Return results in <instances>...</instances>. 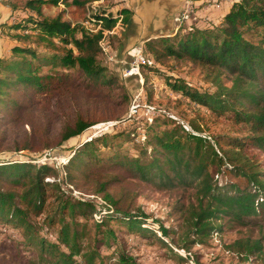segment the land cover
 <instances>
[{"label":"trees","instance_id":"1","mask_svg":"<svg viewBox=\"0 0 264 264\" xmlns=\"http://www.w3.org/2000/svg\"><path fill=\"white\" fill-rule=\"evenodd\" d=\"M13 2L5 4L14 12L22 6L28 16L10 28L17 32L30 27L37 34H18L21 44L0 58V150L9 143L14 152L42 153L113 120L116 112L107 116L105 101L115 79L100 62V43L120 17V24L128 25L132 12L117 7L98 12L92 6L109 0ZM61 4L67 14L47 16L46 9ZM99 25L98 31H91ZM189 31L148 40L147 51L160 65L184 62L200 70L213 92H202L183 80L168 85L227 124L231 133L202 136L196 126L183 133L180 125L163 119L148 125L146 138L133 144L134 154L128 156L123 146L134 142L132 132L76 146L66 164L68 182L108 205L101 212L105 220L94 222V232L79 218L93 219L95 205L66 196L57 181H46L54 168L28 162L0 165V222L23 231L25 242L36 249L38 263L77 264L79 257L85 264H110L111 258L102 256L99 248L115 243L112 223L130 235L155 236L145 226L148 217L141 206L136 207V183L161 193H182V198L190 194L196 200L197 208L179 209L183 248L190 249L193 242L205 244L224 228H238L243 232L228 249L264 264V0H236L215 28ZM52 107L61 123L55 138L51 119L37 114ZM227 176L236 181L223 180ZM36 218H43L47 232L54 231L55 242L39 235ZM160 229L167 237L176 233ZM116 264H133V258L123 251Z\"/></svg>","mask_w":264,"mask_h":264},{"label":"rangeland","instance_id":"2","mask_svg":"<svg viewBox=\"0 0 264 264\" xmlns=\"http://www.w3.org/2000/svg\"><path fill=\"white\" fill-rule=\"evenodd\" d=\"M227 1V6H229L230 1ZM8 2H13V0H0V56L2 57L10 56L11 48L21 44L16 37L18 33L10 28V25L13 24L11 19L16 13L5 4ZM92 6L101 12L111 10L117 5L109 0V3L98 2ZM20 8L18 13L25 12L22 11L24 8ZM199 9L201 8L193 6L192 13H196ZM61 12H65V14L68 12L62 4L46 9L47 16L52 18ZM184 12L185 9L180 13L179 19L183 17ZM23 14L26 16V13ZM65 18L69 20L68 15ZM222 20L216 17L206 18L200 28L196 27L197 22H194L184 32H190L189 30L192 28L194 30L213 29ZM84 25L89 28L87 23ZM27 29L33 32L30 35L37 33L30 27ZM100 46L102 48L100 62L107 69V75L115 79V86L109 94L110 99L105 101V106L109 108L106 109L109 111L107 116H112L111 113L116 112L112 116L115 118L91 127L81 138H74L61 147L48 149L42 153L14 152L13 146L9 143H6L0 150V165L28 162L54 168L56 172L46 181H57L61 185V192L66 196L95 205L96 211L93 214V219L88 221L85 216L79 218V221L89 226L92 232H94V222L105 220L101 212H105L108 205L102 197L85 192L84 187L77 189L68 182L66 164L74 156L76 146L108 135H124L125 132H132L135 133V143L130 141L123 146V154L128 156L134 154L133 144H138L146 138L145 131L148 125L163 119L172 120L175 126L180 125L183 128V133L195 131L193 126L200 128L199 133L202 136L213 137L217 134L231 133L227 124L214 119L209 112L196 107L182 95L174 93L168 85L176 80H183L189 86L202 92H213L214 87L205 80L204 74L191 64L174 61L164 66L158 64L147 51L146 41L131 32L129 24L118 23L113 32H106ZM150 60H153L155 65L149 66L146 63ZM150 68L155 69L150 71ZM37 99L41 100L42 98L38 97ZM96 102L99 106L103 105L102 100ZM54 112V107L50 111L44 112L43 109L37 111L41 117L51 119L50 127L53 138L58 136L61 129V123L54 118ZM223 180L236 181L228 176ZM132 184L134 189H140L136 207L141 206L142 212L148 217V223L145 226L150 228L155 236L150 233H147V237L130 235L124 227L112 223L111 226H113L116 236L115 243L99 248V253L102 256L111 258L110 264H116L123 251L128 258H133V264H261L255 257L246 259L228 249V246L239 238V233L243 232L238 231V228H224L222 233L214 234L206 240L205 244L193 242L190 249L183 248V244L178 238L183 229V218L179 209L181 207H185L183 210L197 208L196 200L190 194H186L182 198V193H161L151 187L141 188L136 183ZM136 212L132 211L131 213ZM42 220L43 218L33 219L34 224L40 228L39 235L55 242L54 231L53 233L47 232V229L42 227ZM161 226L174 230L176 233L171 237L164 236L160 229ZM25 240L22 230L0 222V264H41L38 263L35 247L26 243ZM191 240L193 241L194 237ZM67 252L69 253V251ZM177 256L182 257L183 261L177 259ZM75 260L77 264H85L79 257H75Z\"/></svg>","mask_w":264,"mask_h":264},{"label":"crops","instance_id":"3","mask_svg":"<svg viewBox=\"0 0 264 264\" xmlns=\"http://www.w3.org/2000/svg\"><path fill=\"white\" fill-rule=\"evenodd\" d=\"M117 8H126L132 12L129 23L131 32L136 33L143 41L160 37L174 36L197 22L200 28L206 18H222L227 14L236 0H111ZM192 1L195 7H200L189 18L178 20L186 8L187 2ZM226 5H225V4ZM219 9V10H218ZM228 9V10H227ZM221 17V18H220ZM135 30V31H134ZM127 37V36H126ZM2 56H0L1 58ZM4 57V56H3Z\"/></svg>","mask_w":264,"mask_h":264},{"label":"built area","instance_id":"4","mask_svg":"<svg viewBox=\"0 0 264 264\" xmlns=\"http://www.w3.org/2000/svg\"><path fill=\"white\" fill-rule=\"evenodd\" d=\"M193 4H192V1H188L187 2V5H186V8H185V12L183 13V17H181V19H178L180 21H182V19L186 20L189 18V15L190 13H192L193 11ZM16 14L12 17L11 19V22L12 23H16L17 21L23 19V18H26L27 17V12H23V13H26V16L21 12V13H18V12H15ZM122 20V17H120V20H119V24ZM87 25L90 27V25L87 23ZM101 28V25L97 26L96 28L94 29H91L92 32H96L98 31L99 29ZM32 29V28H30ZM33 30V29H32ZM34 31V30H33ZM36 32V31H35ZM18 34H22V35H30L31 33H33L32 31L28 30L27 28H23L22 30H19L17 31ZM37 34V33H36ZM144 61V60H143ZM149 66H153L155 65V62L153 60H150V61H147L146 62Z\"/></svg>","mask_w":264,"mask_h":264}]
</instances>
